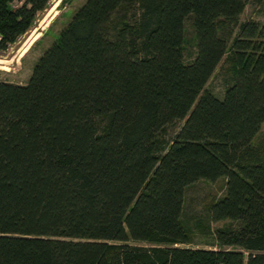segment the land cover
<instances>
[{
	"label": "trees",
	"instance_id": "16d2710c",
	"mask_svg": "<svg viewBox=\"0 0 264 264\" xmlns=\"http://www.w3.org/2000/svg\"><path fill=\"white\" fill-rule=\"evenodd\" d=\"M51 1L0 0V54ZM246 6L85 0L26 83L0 80V264H264V22ZM221 178L209 218L228 223L192 247L186 190Z\"/></svg>",
	"mask_w": 264,
	"mask_h": 264
},
{
	"label": "rangeland",
	"instance_id": "374dc122",
	"mask_svg": "<svg viewBox=\"0 0 264 264\" xmlns=\"http://www.w3.org/2000/svg\"><path fill=\"white\" fill-rule=\"evenodd\" d=\"M85 0H67L60 6L62 0H52L50 7L40 16L39 20L27 34L18 42L0 54V80L13 83H26L32 73L33 66L40 56L58 38L60 30L67 24L75 9ZM20 1L14 2L19 5ZM55 7V11H50ZM255 19L264 22V0H247V6L240 16V22ZM187 47L193 49L195 38L191 19L186 22ZM230 73L229 62L224 58L218 65L207 88L218 96H223ZM183 123V122H182ZM182 123L170 129L173 135ZM255 145L264 146V125L254 140ZM226 179L217 181L201 179L190 185L185 194L182 219L189 226L194 235V242L190 244L197 248H214L215 229L225 226L228 222H211L209 218V204L225 194Z\"/></svg>",
	"mask_w": 264,
	"mask_h": 264
},
{
	"label": "bare ground",
	"instance_id": "6f19581e",
	"mask_svg": "<svg viewBox=\"0 0 264 264\" xmlns=\"http://www.w3.org/2000/svg\"><path fill=\"white\" fill-rule=\"evenodd\" d=\"M54 9H55V7L52 9V11H50V12H51V14H52V13L55 11Z\"/></svg>",
	"mask_w": 264,
	"mask_h": 264
}]
</instances>
